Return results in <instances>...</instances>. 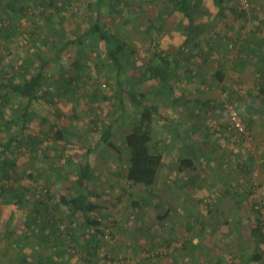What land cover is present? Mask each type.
<instances>
[{
  "label": "rangeland",
  "instance_id": "rangeland-1",
  "mask_svg": "<svg viewBox=\"0 0 264 264\" xmlns=\"http://www.w3.org/2000/svg\"><path fill=\"white\" fill-rule=\"evenodd\" d=\"M6 1L0 0V4L4 5ZM49 1L13 0L16 7H24L23 12L10 9L18 16L0 18L9 21L12 28L10 34L0 35L3 39L0 42V77L15 75L25 59H34L37 64V53L51 56L54 43L64 37H74L98 15L94 5L96 0H53L52 4ZM110 1L114 7L111 13L103 8L102 19L115 32L125 36L134 49L129 53L134 65H129L128 72L139 78L142 66L153 51L164 47L159 32L162 23L153 21L144 11L141 3L144 0ZM224 1L232 4L239 16L234 19L225 13L217 16L211 26L229 27L231 22H235L242 30L241 40L251 36L256 21L264 26V0H253L248 10L240 9L239 0ZM150 11L153 12V9ZM171 11L168 4L163 9L169 14L165 26L180 23ZM184 22L186 24V20ZM81 48L78 52L82 59L81 68L78 76L74 74L72 82L74 94L56 96L52 101L43 99L34 102L38 117L30 122L29 135H19L20 142L10 152L16 160L20 177L0 178V186H13L23 191V201L17 204L5 203L0 197V264H207L217 256H223L225 264H234L242 252L247 256L259 253L262 258L254 259L250 264H264L263 243L252 235V229L257 224V208L264 216V196L259 192L256 167H253L256 170L251 178L249 191L252 199L248 204H215L224 190L221 186L207 192L202 204H172V194L165 182L161 188L156 187L161 204L155 203L158 202V195L148 204L144 199L145 186L129 176L130 153L125 135L131 129L143 131L150 129L149 125L153 128L154 124L141 119L137 107L128 97L127 116L114 127L113 140L117 147L102 146L91 157L95 180L90 199L99 205L91 216L99 220V225L89 230L83 226L80 214L72 215L65 204H57L60 194L71 196L76 193L77 165L84 161L87 146L96 144L102 129L116 116L113 98L115 83L108 79L107 61H103L105 54L101 48L89 45ZM67 53L74 54L75 51L70 48ZM67 53L61 58L65 67L69 66ZM58 66L59 60L52 63L54 73ZM15 78L18 79V76ZM139 82L141 90L151 97L156 80L142 78ZM260 83L259 80L253 85L257 91ZM231 84L223 93L224 99L216 101L221 104L222 124L219 121L217 128H212L210 124V137L219 132L223 138L228 132L233 137L228 139L231 143L241 145L246 154H253L257 150L254 137L255 145L249 147L228 129L225 103L237 97V91L232 90ZM96 92L107 98L92 101ZM11 98L10 102L16 100L13 94ZM238 106L241 110L240 104ZM211 107L207 106L214 112L218 105ZM9 114L10 106H7L6 116ZM42 116H46L48 122L41 123ZM52 125L65 128V137L54 139L50 133ZM12 129L11 132L16 134L14 126ZM5 140L0 133V146ZM216 144L212 147L215 148ZM151 150H155L154 146ZM218 151L214 150L215 153ZM28 173H32L33 177ZM48 190L55 195L50 200V206L56 226H49L42 233L28 231L26 224L33 216L32 204L35 198L47 197ZM213 192H218L216 201L206 204L204 198ZM133 200L139 203L135 204ZM235 200L238 202L236 197Z\"/></svg>",
  "mask_w": 264,
  "mask_h": 264
},
{
  "label": "crops",
  "instance_id": "crops-1",
  "mask_svg": "<svg viewBox=\"0 0 264 264\" xmlns=\"http://www.w3.org/2000/svg\"><path fill=\"white\" fill-rule=\"evenodd\" d=\"M141 3L153 21L162 23L159 32L164 43V47L160 48L163 54L179 65L177 75L170 81L155 78L151 97L146 92L149 102L158 108L153 128L149 125L151 147L154 146L153 152L163 156L157 170L153 201L158 195V202L155 203L161 204L156 187L161 188L165 182L172 194V204H202L204 195L220 186L224 190L215 204H248L252 199L249 191L251 178L256 169L259 192L264 196V93L260 87L257 91V87L253 86L259 80L264 83V26L256 21L251 36L241 40L242 30L235 22H231L229 27L211 26L217 16L225 13L237 18L239 14L235 7L223 0L226 9L221 11L214 0H201L202 17L197 20L206 22V30L192 43H185L186 17L171 0H144ZM167 4L172 9L171 15H177L180 23L165 26L169 14L163 9ZM17 8L13 0L0 4V18L18 16L10 10ZM152 9L153 12L150 11ZM11 29L9 21L0 20V35L8 34ZM219 69L224 73L223 79H219ZM229 84L233 85L232 90L237 91L235 101L240 104V112L257 145L253 154H246L241 145L231 143L228 139L233 137L228 132L223 138L219 132L210 137V124L212 128L219 127V121L222 124L221 104L216 101L224 99L223 93ZM215 104L218 108L213 112L211 105ZM218 142L220 144H216ZM212 144H216L215 148ZM215 149L220 151L215 153ZM182 158L189 160L183 169L180 168L181 164L184 165ZM254 166L256 169H253ZM250 255L242 252L234 264H239L243 257ZM220 257L223 256H217L207 264Z\"/></svg>",
  "mask_w": 264,
  "mask_h": 264
},
{
  "label": "trees",
  "instance_id": "trees-1",
  "mask_svg": "<svg viewBox=\"0 0 264 264\" xmlns=\"http://www.w3.org/2000/svg\"><path fill=\"white\" fill-rule=\"evenodd\" d=\"M176 9L181 11L186 17L187 34L185 43H192L196 38L206 30V23L199 22L197 18L202 15L201 0H171ZM220 10L226 9L223 0H214ZM54 3L53 0L48 2ZM94 5L97 7L98 15L90 20L86 29L79 31L74 37H64L61 41L54 43L53 53L51 56H46L42 53H37L36 60L25 59L20 63L16 70V74L9 77H0V133L6 140L0 146V178L17 179L20 177L19 169L17 168L16 160L10 155L15 144L20 142V137L28 133V127L32 120L38 117V112L33 107L37 100L49 99L54 100L56 96L73 95V84L75 80L74 74L81 68V47L93 46L101 48L105 54L106 67L109 71L108 79L114 80L113 98L116 116L107 124L96 141L95 145H88L84 152V161L77 165L76 185L77 191L71 196L60 194L58 205L65 204L72 215L80 214L82 224L87 229H92L93 226L99 225V220L91 216V212L96 210L99 205L90 199L92 194V185L94 183V163L92 155L98 153L102 146L116 148V143L113 140L114 127L119 121L124 120L127 116L128 105L126 98L133 101L141 119H146L148 122H153L158 115L156 104L150 103L147 99V93L140 88V80L142 78L155 79L162 81H170L177 75L179 65L173 63L168 55L163 54V50L156 48L149 60L142 66L141 76L137 78L135 75L128 72L129 65H134L129 57L130 52L134 49L130 46L125 36L115 32L102 19L104 13L103 8L111 13L114 3L110 0H96ZM19 12H23L24 7L17 8ZM196 13V16L194 15ZM10 27V26H9ZM5 29V28H4ZM10 30V28H9ZM9 32L8 34H10ZM73 48L74 54H68V50ZM67 53L69 57V66H62V57ZM67 57V58H68ZM60 61L57 71L54 73L51 69L53 62ZM49 68V69H48ZM65 73L70 76H66ZM72 74V75H71ZM219 79H223L224 73L218 70ZM18 76V79L15 77ZM78 76V73L75 75ZM260 90L264 93V83H260ZM15 95L16 100L10 102ZM92 101L98 98H107L106 95H99L97 92L93 94ZM7 106H10V114L6 116ZM123 117V118H122ZM41 123L48 122L46 116L40 118ZM17 131L14 134L12 127ZM14 130V131H15ZM65 128H55V125L50 127V133L54 135V139L60 140L65 137ZM152 135L149 128L143 131L131 129L125 135L126 147L129 150L128 173L135 181H140L146 189L145 197L148 204L152 203L155 192V184L157 180L158 168L162 163V154L151 151ZM180 168H184L189 160L182 158ZM184 166V167H183ZM28 176L33 177L32 173ZM22 190H18L13 186L6 188L0 186V197L5 203H19L23 201ZM47 197L35 198L31 211L33 216L27 221L28 231H41L49 226H56V220L52 216V208L50 200L55 195L51 191H47ZM133 202L139 203L138 200ZM56 204V207L58 205ZM45 211V212H44ZM44 214V215H43ZM257 224L252 229V234L255 240L261 238V222L257 218ZM34 233V232H33ZM96 239L95 234H91ZM262 256L259 253H252L250 257H243L239 264H249L253 259H260ZM43 264V263H41ZM46 264H52L47 262ZM212 264H225L224 258L216 259Z\"/></svg>",
  "mask_w": 264,
  "mask_h": 264
},
{
  "label": "built area",
  "instance_id": "built-area-1",
  "mask_svg": "<svg viewBox=\"0 0 264 264\" xmlns=\"http://www.w3.org/2000/svg\"><path fill=\"white\" fill-rule=\"evenodd\" d=\"M253 0H239V7L241 10H248L252 5ZM229 122H228V129L235 133L241 141L245 142L249 147H253L255 144L253 142V135L251 130L248 127V124L244 121L238 103L235 100H227L225 103ZM218 196V192H213L210 195L204 198L206 204H211L216 201ZM260 204V203H258ZM258 219L261 222V242L263 243L264 247V216L262 211L257 208Z\"/></svg>",
  "mask_w": 264,
  "mask_h": 264
}]
</instances>
